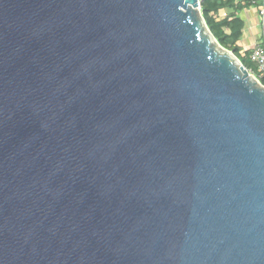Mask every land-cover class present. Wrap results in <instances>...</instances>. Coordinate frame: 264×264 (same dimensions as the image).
<instances>
[{
	"label": "water",
	"instance_id": "1",
	"mask_svg": "<svg viewBox=\"0 0 264 264\" xmlns=\"http://www.w3.org/2000/svg\"><path fill=\"white\" fill-rule=\"evenodd\" d=\"M0 264H264V85L201 0H0Z\"/></svg>",
	"mask_w": 264,
	"mask_h": 264
},
{
	"label": "trees",
	"instance_id": "2",
	"mask_svg": "<svg viewBox=\"0 0 264 264\" xmlns=\"http://www.w3.org/2000/svg\"><path fill=\"white\" fill-rule=\"evenodd\" d=\"M250 3L243 5V0H201V12L206 23L219 43L226 49L232 51L249 70L257 72V64L254 63L250 54L252 48L243 50L240 41L243 38L245 21L240 16L243 8ZM228 10L223 19L217 15L221 11ZM264 85V78L259 79Z\"/></svg>",
	"mask_w": 264,
	"mask_h": 264
},
{
	"label": "crops",
	"instance_id": "3",
	"mask_svg": "<svg viewBox=\"0 0 264 264\" xmlns=\"http://www.w3.org/2000/svg\"><path fill=\"white\" fill-rule=\"evenodd\" d=\"M244 4L245 3H243V5ZM227 14L228 10H223L217 15V17L218 19H223ZM239 14L245 21L243 38L240 41V44L243 46V50H246V48H252L256 42L259 41L263 31L256 6L248 4Z\"/></svg>",
	"mask_w": 264,
	"mask_h": 264
},
{
	"label": "built area",
	"instance_id": "4",
	"mask_svg": "<svg viewBox=\"0 0 264 264\" xmlns=\"http://www.w3.org/2000/svg\"><path fill=\"white\" fill-rule=\"evenodd\" d=\"M243 3H250L257 7L260 24L262 27V36L252 47L250 54L251 60L257 64V72L249 70L258 80L264 78V0H243ZM255 74V75H254ZM260 81V80H259Z\"/></svg>",
	"mask_w": 264,
	"mask_h": 264
},
{
	"label": "rangeland",
	"instance_id": "5",
	"mask_svg": "<svg viewBox=\"0 0 264 264\" xmlns=\"http://www.w3.org/2000/svg\"><path fill=\"white\" fill-rule=\"evenodd\" d=\"M202 13V12H201ZM246 49H250V47L249 48H246ZM245 51V50H244ZM255 75V74H254ZM256 76V75H255Z\"/></svg>",
	"mask_w": 264,
	"mask_h": 264
}]
</instances>
